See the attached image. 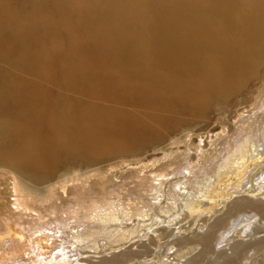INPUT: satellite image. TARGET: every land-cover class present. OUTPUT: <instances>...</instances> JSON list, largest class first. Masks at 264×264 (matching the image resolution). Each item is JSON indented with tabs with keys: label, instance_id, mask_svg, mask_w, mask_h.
Here are the masks:
<instances>
[{
	"label": "bare ground",
	"instance_id": "1",
	"mask_svg": "<svg viewBox=\"0 0 264 264\" xmlns=\"http://www.w3.org/2000/svg\"><path fill=\"white\" fill-rule=\"evenodd\" d=\"M263 61L264 0H0V138L14 133L21 144L17 154L1 156L0 164L18 175L23 193L45 194L42 188L52 184L61 164L89 166L116 153H133L162 141L160 130L179 125L180 113L205 117L222 108ZM250 119L219 149L230 151L247 134L257 136L259 128ZM189 166L182 168L188 172L194 165ZM86 170L69 179L84 186L79 190L89 188L92 170ZM244 173L236 176L242 179ZM80 208L64 209L52 227L39 226V235L27 232L29 227L8 228L1 237L0 264H28L21 260L27 251L33 264H144L153 253L170 260L157 254L161 243L154 238L139 245L142 251L78 260L83 238L99 234L88 230L92 218L81 217ZM256 216L264 221V201L240 196L204 232L177 235L168 246L200 245L183 264H243L249 258L250 264H262L264 239L216 249L230 229H249ZM259 226L251 232L262 230ZM251 248L261 250L260 259L249 257Z\"/></svg>",
	"mask_w": 264,
	"mask_h": 264
},
{
	"label": "rangeland",
	"instance_id": "2",
	"mask_svg": "<svg viewBox=\"0 0 264 264\" xmlns=\"http://www.w3.org/2000/svg\"><path fill=\"white\" fill-rule=\"evenodd\" d=\"M239 90L226 99L222 108L216 107L217 109L208 111L205 117L180 113L181 122L173 128L175 130H160L163 136L160 142L152 141L150 145L133 153H116L104 160H95L97 163L89 166L79 161L61 164L52 176V184L42 188L41 193H45L42 195L36 191L23 193L18 175L9 166L0 164V242L5 241L1 237L9 229L15 232L20 228L25 230V227H29L28 230L26 228L27 232L33 236L39 235L40 225L41 228H50L52 221L59 218V213L60 215L64 213V209L73 208L77 212L80 206L81 217L92 218L87 223L91 224L88 230L102 233V236L97 234L94 237L93 234L91 237L83 238L81 244L79 243L82 247H79L81 254L78 260L97 262L126 250L142 251L144 248H140L139 245L142 242L148 244L149 238H154L161 243V246L158 245L157 254L164 252L170 256V260L161 256L156 257L153 253L144 257V264L147 261V264H183L200 249V245H194L193 249L189 247L178 249L172 244L168 246V242L173 238H177V235L192 236L204 232L212 221L227 211L232 200L240 196L264 201V61L248 80L247 85ZM104 102L110 103L106 100ZM121 106L137 110V107L127 104ZM245 118L247 121L250 119V123L255 122L253 125L259 128L256 131L257 136L247 134L238 142L239 145L231 149L230 145L228 148L230 151L219 149L232 139L240 126L247 125L248 122L243 123ZM39 131L43 132L44 128H40ZM8 142L10 148L6 150ZM0 144L2 145L0 158L7 153L17 154L21 149L19 138L14 133L0 138ZM210 151L213 153L210 154ZM214 152L217 156L211 157ZM242 158L245 162L243 166L238 163ZM231 164L233 167L229 168ZM182 165H190L193 168L186 172ZM86 169L92 170L89 180L86 181L89 188L79 190L80 186L82 188L84 186L77 187V181L73 183L69 179L75 173L88 171ZM241 171L245 172L246 177H242L243 174L242 179H239L236 175ZM130 187L134 191L137 190L139 198L131 193L133 191ZM214 192L217 198H212ZM29 208L34 210L31 211ZM81 217L76 215V218ZM258 217L256 216V220L253 219L249 229L242 225L230 229L228 240L216 244L217 251L228 249L238 240L245 243L248 240L257 242V239H264V221H259ZM237 219L236 221L240 220ZM256 225H260L262 230L251 232ZM81 227L78 229L81 230ZM73 231L76 230L67 228L69 234H74ZM168 232H171V235L162 238L168 235ZM86 241L90 242L87 244ZM248 252L249 257L256 255L258 259L261 258V250L251 248ZM215 253L206 259H213ZM23 255L22 261L33 264L28 251ZM262 259L264 264V256ZM250 260V258L246 259V262L241 260V263L250 264ZM204 262L205 260H201L198 264Z\"/></svg>",
	"mask_w": 264,
	"mask_h": 264
}]
</instances>
